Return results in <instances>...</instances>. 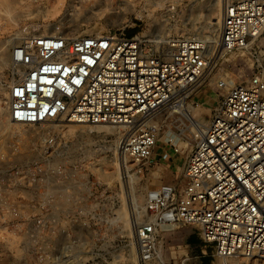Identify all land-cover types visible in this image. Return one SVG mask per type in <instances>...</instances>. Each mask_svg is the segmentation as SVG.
Wrapping results in <instances>:
<instances>
[{
	"label": "built area",
	"instance_id": "obj_1",
	"mask_svg": "<svg viewBox=\"0 0 264 264\" xmlns=\"http://www.w3.org/2000/svg\"><path fill=\"white\" fill-rule=\"evenodd\" d=\"M11 7L0 0V12ZM93 10L123 15L120 31L75 36L65 18L47 34L25 28L11 39L12 69L0 86V243H16L12 250L35 264L107 246L100 229L114 216L112 148L123 182L127 160L144 172L164 130L178 136L177 109L213 71L216 49L242 52L264 34V0L227 3L212 48L199 35L172 32L182 15L175 0H99ZM217 88L218 103L184 160L183 185L160 184L146 196V220L136 228L141 264H172L160 255L164 236L185 226L222 264H264V71ZM70 125L124 135L93 151L63 135Z\"/></svg>",
	"mask_w": 264,
	"mask_h": 264
},
{
	"label": "rangeland",
	"instance_id": "obj_2",
	"mask_svg": "<svg viewBox=\"0 0 264 264\" xmlns=\"http://www.w3.org/2000/svg\"><path fill=\"white\" fill-rule=\"evenodd\" d=\"M98 1L12 0L10 10L0 12V86L5 84L12 69L11 39L25 28H30V31L36 34H44L55 29L61 18H65V21L72 20L70 24L74 27L71 26L70 29L75 36L120 31L122 26L116 24L123 20V15L111 17V14L107 12L93 10ZM175 1L181 7L182 15L178 27L172 32L184 36L199 35L209 42L212 48L217 45L220 35L222 9L227 3L236 0ZM90 9L95 13V16H90L91 18L85 16L88 11H91ZM74 12L77 16H70ZM130 15L134 16L131 13ZM162 29L155 28L154 32ZM126 32L133 33V29L127 28ZM258 70L264 71V34L242 52H224L222 49H216L213 71L201 81L192 94L183 99L177 109L179 114L174 117L173 125L178 136L173 138L167 129L164 130L155 156L144 172L139 173V167L127 160V168L124 170L126 182H123V170L115 148H112L111 161L107 162V165L109 164L113 174L114 216L107 230L100 229L101 234H106L108 237L107 246L101 249L103 242H97L98 247L90 246L86 251L66 254L68 257L63 258V261H61V253L53 254L52 257L56 258L55 262H51V257L48 262L42 264H141L138 257L136 228L146 220L144 206L148 192L160 184L183 185L182 166L198 138L196 131L198 132L200 128L208 124L219 100L217 82L232 78L236 84H240ZM0 96H4V91L0 90ZM101 127L106 129L101 130ZM15 130L20 131L22 128L15 127ZM62 133L70 138L73 145H86L88 150L93 151L98 150L99 144L103 141L111 142L114 146L124 135L118 128L112 126L70 125L66 126ZM170 138L172 142L168 141ZM175 148L179 149V153H175ZM66 226L70 232L73 230L70 222H67ZM14 247L16 243H0V264H35V258L31 254L12 250ZM213 252L211 246L201 241L194 227L185 226L164 236L160 255L164 261L172 264L179 263L187 256L190 259L189 263L194 262L193 264L201 261V259L196 260L199 256H204L210 264H222L220 260L213 258Z\"/></svg>",
	"mask_w": 264,
	"mask_h": 264
},
{
	"label": "bare ground",
	"instance_id": "obj_3",
	"mask_svg": "<svg viewBox=\"0 0 264 264\" xmlns=\"http://www.w3.org/2000/svg\"><path fill=\"white\" fill-rule=\"evenodd\" d=\"M78 10H80V9H78ZM90 10H91V9H90ZM76 14H77V13H76ZM76 14H75V12H74V14H70V16H75ZM91 15H94V16H95V13H94L93 11H88V12L86 13L85 16H87V17L89 16V18H91V17H90ZM76 16H77V15H76ZM76 18H77V17H76ZM85 18H86V17H85ZM89 18H88V19H89ZM92 18H93V17H92ZM75 20H76V19H75ZM70 21H72V20H70ZM73 21H74V19H73ZM214 23H215V22H214ZM217 24H218V23H217ZM47 27L49 28V26H47ZM47 27H46V29H47ZM72 27H74V26H72ZM213 32L215 33V31H213ZM44 34H47V33H44ZM215 35L217 36V34H215ZM10 61H11V58H10ZM100 129H101V130H105L106 127H101ZM199 132H200V130H199ZM117 176H118V178L120 177L119 174H118Z\"/></svg>",
	"mask_w": 264,
	"mask_h": 264
},
{
	"label": "crops",
	"instance_id": "obj_4",
	"mask_svg": "<svg viewBox=\"0 0 264 264\" xmlns=\"http://www.w3.org/2000/svg\"><path fill=\"white\" fill-rule=\"evenodd\" d=\"M198 259H201V261H197V263L196 264H210V261L209 260H207V259H205L204 258V256H199V257H197L196 258V260H198ZM194 262H192V263H189V264H193Z\"/></svg>",
	"mask_w": 264,
	"mask_h": 264
}]
</instances>
